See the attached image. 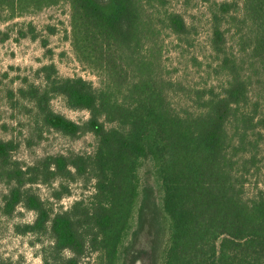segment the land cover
Returning <instances> with one entry per match:
<instances>
[{
    "label": "trees",
    "instance_id": "obj_1",
    "mask_svg": "<svg viewBox=\"0 0 264 264\" xmlns=\"http://www.w3.org/2000/svg\"><path fill=\"white\" fill-rule=\"evenodd\" d=\"M175 1L0 0V19L67 2L73 50L99 78L63 77L51 62L39 82L8 92L41 127L96 139L91 152L25 164L19 143L0 136L4 211L35 213L17 228L47 237L43 264H120L137 207L136 234L152 229L155 264H264V0H185L201 4L203 24ZM8 30L48 47L32 22ZM55 97L89 117L55 111ZM148 157L163 190V242L152 191L140 190ZM79 180L93 191L66 209L34 189L52 186L60 201Z\"/></svg>",
    "mask_w": 264,
    "mask_h": 264
},
{
    "label": "rangeland",
    "instance_id": "obj_2",
    "mask_svg": "<svg viewBox=\"0 0 264 264\" xmlns=\"http://www.w3.org/2000/svg\"><path fill=\"white\" fill-rule=\"evenodd\" d=\"M176 9H182L189 16H194L197 23L204 22V8L197 1L185 3L178 0L173 3ZM10 14H4L0 19V30L9 31L12 25L18 22H32L37 28L40 37H46L48 47L42 45L40 39L33 40L30 37H19L16 30H10L9 38L3 40L0 34V80L2 81L0 92V136L4 139H14L20 145L15 152V158L25 164H31L41 157L55 154H67L70 152L87 153L93 151L96 139L88 133L80 137L72 138L55 130L41 127L30 116L21 103H12L8 98V92L16 90L26 81H37L36 70L42 65L54 62L59 74L63 77L82 76L99 85L98 76L86 65L82 64L71 44V17L70 5L60 2L35 12L9 18ZM203 24V23H202ZM53 28L55 33H50ZM48 49L51 52H48ZM55 111L64 114L68 118L81 122L89 117L85 110L69 108L62 97L52 100ZM140 190L152 191V198L157 204L159 216L162 221V242L168 234V222L162 211L163 190L157 177L153 159L146 158L139 169ZM71 194L58 201L52 198V186L38 184L35 191L43 198L54 202V208L66 209L93 191V184H84L82 180L72 183ZM7 187L0 184V259L10 264H43L42 247L48 243L46 236L33 233L23 234L18 226L32 223L35 213L24 206H19L13 214L4 211V195ZM142 197V196H141ZM141 201V198H140ZM138 207L135 212L132 228L124 239L120 249V264H155L152 253L153 232L148 228L136 234L138 229ZM95 257H88L84 264H94Z\"/></svg>",
    "mask_w": 264,
    "mask_h": 264
}]
</instances>
